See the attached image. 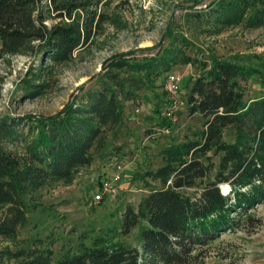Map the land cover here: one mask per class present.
Instances as JSON below:
<instances>
[{
    "label": "rangeland",
    "instance_id": "1",
    "mask_svg": "<svg viewBox=\"0 0 264 264\" xmlns=\"http://www.w3.org/2000/svg\"><path fill=\"white\" fill-rule=\"evenodd\" d=\"M215 1L219 0H78L71 19L56 18L44 9L48 28L80 24L87 15H96L95 24L100 22L87 45L67 61L55 63L31 49L0 52V117L14 118L20 136L4 147L20 156L25 155L28 132L25 117L54 115L72 101L79 105L88 91L101 86L103 65L114 56L132 53L130 57L138 60L167 49L187 59L167 72L180 80L184 106L176 120L167 122L161 117L167 73L152 77L125 104L122 125L108 132L103 145L91 151V165L70 180L41 189L29 202L27 220L17 228L15 237H0V264H18L24 258H9L10 253H22L26 258L46 254L54 263L99 240L140 250L146 222L140 219L124 234V215L128 210L137 213L151 191L164 187L147 176L164 165L161 150L185 138L193 140L204 129L202 117L191 115L187 107L193 82L215 62H230L258 72L238 80L244 101L264 96V27L249 28L244 21L233 26L219 24L207 8ZM148 48L152 50L143 51ZM234 142L233 129L223 130L219 144ZM223 155L218 148L202 155L199 160L209 174L179 193L196 197L203 183L213 180ZM108 162L123 166L121 181L115 194L95 203L100 181L112 171L107 172ZM3 213L0 207V218ZM233 217L235 228L201 249L196 264H264V202L246 211L238 209ZM247 217L251 221H245Z\"/></svg>",
    "mask_w": 264,
    "mask_h": 264
},
{
    "label": "trees",
    "instance_id": "2",
    "mask_svg": "<svg viewBox=\"0 0 264 264\" xmlns=\"http://www.w3.org/2000/svg\"><path fill=\"white\" fill-rule=\"evenodd\" d=\"M77 1L0 0V52L31 49L55 63L67 61L87 45L100 22L95 24L96 15H87L80 24L48 28L44 9L56 18L71 19ZM207 8L221 25L244 21L249 28L264 27V0H219ZM34 42L37 45L31 46ZM148 50L152 49L143 51ZM131 55H116L104 63L101 86L88 91L79 105L72 101L54 115L25 117L24 156L4 147L20 136L14 118L0 117L1 238L15 237L27 220L29 202L41 189L70 180L91 165V151L103 145L108 132L122 125L125 104L152 77L187 63L184 56L167 49L138 60ZM257 73L230 62H215L193 82L187 107L191 115L202 117L204 129L193 140L185 138L161 150L164 165L147 176L164 187L151 191L137 213L128 210L124 215V234L140 219L146 222L140 250L99 240L54 263L46 254L26 258L10 253L9 258L24 257L18 264H196L201 249L235 228L233 214L238 209L246 211L264 202V96L244 101L238 84ZM227 128L233 129L235 142L224 146L219 141ZM213 148L224 152L213 180L203 183L194 198L181 195L179 190L193 188L207 177L209 170L199 158ZM223 185L230 189L227 194L220 189Z\"/></svg>",
    "mask_w": 264,
    "mask_h": 264
},
{
    "label": "built area",
    "instance_id": "3",
    "mask_svg": "<svg viewBox=\"0 0 264 264\" xmlns=\"http://www.w3.org/2000/svg\"><path fill=\"white\" fill-rule=\"evenodd\" d=\"M163 91L165 94V103L161 117L167 122H174L177 114L184 106L180 97V80L178 76L171 73L166 74ZM123 170V166L121 165L112 162L107 163V172H111L100 181L97 193L93 197V202H101L105 197L115 194L118 188L117 186L121 181Z\"/></svg>",
    "mask_w": 264,
    "mask_h": 264
},
{
    "label": "bare ground",
    "instance_id": "4",
    "mask_svg": "<svg viewBox=\"0 0 264 264\" xmlns=\"http://www.w3.org/2000/svg\"><path fill=\"white\" fill-rule=\"evenodd\" d=\"M229 187L227 185H223V193L227 194L229 192Z\"/></svg>",
    "mask_w": 264,
    "mask_h": 264
}]
</instances>
